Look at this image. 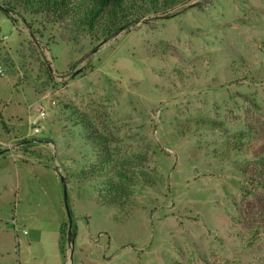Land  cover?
I'll return each instance as SVG.
<instances>
[{
	"label": "rangeland",
	"instance_id": "rangeland-1",
	"mask_svg": "<svg viewBox=\"0 0 264 264\" xmlns=\"http://www.w3.org/2000/svg\"><path fill=\"white\" fill-rule=\"evenodd\" d=\"M194 3L99 41L0 11V143L12 148L0 155V264H264V185L235 173L253 155L227 152L236 132L264 134V0ZM66 107L153 179L85 182L77 166L66 180L73 261L69 226L67 259L61 250L62 176L81 157L63 161L76 138ZM109 180L128 187L123 207L96 195Z\"/></svg>",
	"mask_w": 264,
	"mask_h": 264
},
{
	"label": "trees",
	"instance_id": "trees-1",
	"mask_svg": "<svg viewBox=\"0 0 264 264\" xmlns=\"http://www.w3.org/2000/svg\"><path fill=\"white\" fill-rule=\"evenodd\" d=\"M197 0H2L0 5L7 11H2L5 16L15 24L18 17H41L45 22L53 25L71 24L83 32H88L93 39L103 40L113 37L132 24L138 23L147 16L166 18L180 12L182 8L196 4ZM44 22V23H45ZM75 42V41H74ZM69 120L63 122L65 132L69 125L68 134L76 138L67 139L65 150L70 160V154H78L77 160L72 157V162L65 163L63 175L66 180L76 177L79 167L84 181H97L104 178L115 177L129 184L140 183L144 185L153 183V179L144 171L129 169L128 163L119 162L116 147L112 144L117 138L102 131L87 114H83L74 107H66ZM76 127L80 130L76 133ZM220 129V128H219ZM75 130V131H74ZM71 132V133H69ZM220 142V147L222 145ZM264 147V134L240 131L231 135L228 141L227 152L236 156H251L237 164L235 173L244 178L249 185H264V153L259 150ZM6 150V149H4ZM223 150V149H222ZM3 151V150H0ZM254 151L256 152L254 155ZM78 166V167H77ZM144 178V180H143ZM130 191L122 182L109 180L99 186L96 195L104 204L114 207H123L129 201ZM69 223L61 227V250L67 259L65 247V233ZM66 229V231H65ZM257 237L259 233L254 232ZM77 236L73 229V238ZM240 238L243 235L239 232ZM264 239V238H262ZM251 246V243H250Z\"/></svg>",
	"mask_w": 264,
	"mask_h": 264
},
{
	"label": "water",
	"instance_id": "water-1",
	"mask_svg": "<svg viewBox=\"0 0 264 264\" xmlns=\"http://www.w3.org/2000/svg\"><path fill=\"white\" fill-rule=\"evenodd\" d=\"M0 9L4 12H7L1 5H0ZM10 151L9 149L0 151V155L6 153ZM62 182L64 185V189H65V206L69 215V229H68V235H67V240H68V245L70 247V255H69V260L73 261L74 258V252H75V239L73 238V218H72V214L70 212V206H69V196H68V187H67V181L65 179L64 176H62Z\"/></svg>",
	"mask_w": 264,
	"mask_h": 264
},
{
	"label": "built area",
	"instance_id": "built-area-1",
	"mask_svg": "<svg viewBox=\"0 0 264 264\" xmlns=\"http://www.w3.org/2000/svg\"><path fill=\"white\" fill-rule=\"evenodd\" d=\"M0 75H4V73L2 72V70H0ZM47 112L46 111H40V118L41 119H46L47 118ZM32 130L33 132L38 135L39 133H41L42 131V126L40 125V122L39 121H36L32 124ZM5 148L7 147V145H4L2 143H0V148ZM2 150V149H0Z\"/></svg>",
	"mask_w": 264,
	"mask_h": 264
},
{
	"label": "crops",
	"instance_id": "crops-1",
	"mask_svg": "<svg viewBox=\"0 0 264 264\" xmlns=\"http://www.w3.org/2000/svg\"><path fill=\"white\" fill-rule=\"evenodd\" d=\"M1 149V148H0ZM3 149H9L8 146L3 148ZM12 148H10L9 150H11ZM63 226V224H61V227ZM61 227H60V231H61Z\"/></svg>",
	"mask_w": 264,
	"mask_h": 264
}]
</instances>
